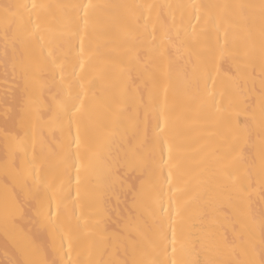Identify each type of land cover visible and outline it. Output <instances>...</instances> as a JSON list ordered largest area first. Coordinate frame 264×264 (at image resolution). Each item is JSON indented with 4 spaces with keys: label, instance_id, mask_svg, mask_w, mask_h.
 <instances>
[{
    "label": "bare ground",
    "instance_id": "obj_1",
    "mask_svg": "<svg viewBox=\"0 0 264 264\" xmlns=\"http://www.w3.org/2000/svg\"><path fill=\"white\" fill-rule=\"evenodd\" d=\"M35 2L47 7L37 12L33 0H0V264H264V177L257 168L256 124L264 91L256 59L264 0H195L205 6L201 24L212 11L208 5H227L225 20L237 46L249 51L245 78L238 77L232 57L221 65L224 79L239 78V90L230 91L223 103L227 121L240 134L242 160L234 166L235 186L211 182L208 162L182 160L180 171L192 167L196 174L185 193L172 197L178 204L190 201L183 223L174 226L161 211L171 194L157 167L153 93L160 73L149 50L150 27L145 24L150 21L142 6L154 5L153 13L168 28L170 101L180 110L181 76L191 77L196 46L176 35V26L191 20V10L178 6L193 0H92L96 8L85 40L90 61L81 76L87 113L77 121L70 115L67 93L69 84L73 95L79 92L72 75L79 40L62 33L74 19L75 9L67 6L86 0ZM37 24L49 30L43 42L29 35ZM202 35L212 39L211 32ZM185 47L189 51L183 52ZM77 129L82 142L99 145L92 160L84 148L78 157L70 149ZM176 131L193 147L208 145L222 157L219 163L227 164L215 138L198 129L187 132L180 123ZM77 159L84 163L79 184ZM142 185L143 205L134 208L132 192ZM132 221L139 234L128 230Z\"/></svg>",
    "mask_w": 264,
    "mask_h": 264
},
{
    "label": "snow or ice",
    "instance_id": "obj_2",
    "mask_svg": "<svg viewBox=\"0 0 264 264\" xmlns=\"http://www.w3.org/2000/svg\"><path fill=\"white\" fill-rule=\"evenodd\" d=\"M47 5L36 3L33 0L31 8L37 10L45 9ZM67 7L75 9L74 19L69 22L67 34L79 40V47L73 50L76 59L73 68V79L77 81L79 92L72 94L71 84L68 85V97L70 100V115L73 121L83 118L87 113L88 93L84 88L82 75L87 74L90 51L85 47V40L88 36L91 15L96 5L92 0L77 5H68ZM145 11V28L150 27L149 41L150 52L154 54L158 61V71L160 80L155 87L154 96L156 103L154 111L158 119L156 136L160 146V158L157 167L165 179L166 186L171 194L169 206L161 205L162 214L167 218L170 226L177 223H183L184 207L190 202L188 199L183 204H178L172 198L176 193H185L186 185L193 179L194 170L192 167H186L183 172L180 171L182 160H188L190 164L199 165L201 162L209 163L211 182L218 186H235L237 182V173L235 165L242 160L241 138L238 130L234 128L226 119L228 107L223 103L226 95L230 91L239 90V78H245L246 69L249 68V51L247 47L241 44L237 46V36L231 31V26L225 20V9L227 5L223 3H213L207 6L212 11L208 12L202 20V10L204 5L192 3L179 5L181 8L191 10V20L187 25L180 24L176 26V35L182 43L189 42L196 46V63L192 66V75L190 78L181 76L183 85L184 105L177 110L170 101L171 90V72L168 63V46L172 43L168 28L160 20L159 13H153L154 5L145 4L142 6ZM169 8L172 5H168ZM264 8V3H262ZM133 15V22H135ZM173 19L175 17L173 16ZM74 25V27H71ZM49 31L46 27L42 28L37 24L35 29L29 35L38 38L41 42L45 40L44 33ZM211 32L212 39L203 37L202 34ZM181 51V49H178ZM183 52L189 51L187 47ZM51 54V53H49ZM226 57H232L236 66L238 77L228 76L224 79L221 71V65ZM256 59L259 67V82L261 89L264 90V33L261 36V42L256 50ZM62 68V64H57ZM61 109L64 105H60ZM180 123L187 132L200 130L208 137L215 138L217 146L224 150L223 159L227 164L219 163L222 157L214 150L209 149L208 145L200 144L199 147H193L188 138L177 133L176 127ZM257 124V168L261 177H264V91L259 97V112L256 118ZM98 147L86 142H82L79 129L70 144V149L77 151V157L82 148H84L87 158L92 160L98 155ZM195 153L193 156L192 153ZM196 159L193 160L192 158ZM74 167L78 173L76 183L79 184V172L84 167V163L77 159ZM166 173V176L164 175ZM196 174V173H195ZM183 176L184 179H180ZM146 195V188L142 185L140 189L132 192V206L138 208L143 205ZM59 208V205L57 206ZM54 215L49 212V218ZM128 230L139 234V227L134 221L128 224ZM172 244L175 245V227H172ZM160 238L166 240V235L161 232ZM65 239L68 242L69 251L71 250V231L65 233ZM175 247L172 251L175 252ZM135 264V261L133 262Z\"/></svg>",
    "mask_w": 264,
    "mask_h": 264
}]
</instances>
